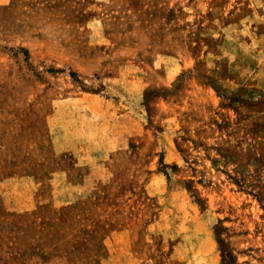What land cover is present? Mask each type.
<instances>
[{
  "label": "rangeland",
  "instance_id": "374dc122",
  "mask_svg": "<svg viewBox=\"0 0 264 264\" xmlns=\"http://www.w3.org/2000/svg\"><path fill=\"white\" fill-rule=\"evenodd\" d=\"M0 264H264V0H0Z\"/></svg>",
  "mask_w": 264,
  "mask_h": 264
}]
</instances>
